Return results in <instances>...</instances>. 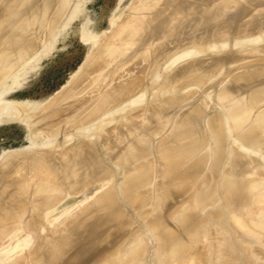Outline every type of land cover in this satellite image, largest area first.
Instances as JSON below:
<instances>
[{"label": "bare ground", "instance_id": "1", "mask_svg": "<svg viewBox=\"0 0 264 264\" xmlns=\"http://www.w3.org/2000/svg\"><path fill=\"white\" fill-rule=\"evenodd\" d=\"M82 2L0 0V123L42 146L0 155V264L261 259L264 0L127 1L106 30L84 25L69 96L7 98Z\"/></svg>", "mask_w": 264, "mask_h": 264}, {"label": "rangeland", "instance_id": "2", "mask_svg": "<svg viewBox=\"0 0 264 264\" xmlns=\"http://www.w3.org/2000/svg\"><path fill=\"white\" fill-rule=\"evenodd\" d=\"M127 1L131 2V0H83L84 3L82 2V4L84 5H82L83 6L82 10H80V13L77 15V17L71 20L70 24L67 26L65 31L58 37L54 50H52L48 55L44 56L41 59L37 71L35 72V74H32L30 76L29 83L22 89L20 88L18 90H14L13 92L8 93L6 97L9 98L10 100L16 99L15 101H18V100L24 101L28 99H31L32 101H35V102L42 101L41 103L43 104L40 103L35 108L44 109V107H46L47 104H48L47 106H49L51 103H53V101L55 102V100H57L58 97L63 96V93L66 92L63 97H65V95L69 96V90H70L69 86L72 85L73 83L72 81H74V79L76 78V77L74 78L73 75L77 76L76 74L81 68V66H84L83 64H85L84 62L87 56L89 42H85V40L82 37L84 25L87 28L89 27L93 33H100L101 31L106 30L109 26L108 24H109L112 11H114L118 6L122 8L128 5L129 2ZM247 37L248 36H246V38ZM221 81L222 83L224 82L223 80ZM219 82H217L214 85L216 88L217 86H219V88L222 87L223 84H219ZM214 86L212 87L214 88ZM215 90H218V88ZM212 95L209 98L211 97L213 98L214 96ZM202 96H204V94ZM209 98L207 99L208 101H209ZM211 99L210 101H212ZM260 108L264 109L262 105ZM7 117L8 118L10 117L11 120L8 119ZM12 117L13 116H9V115H7L6 117L4 116L2 119V121L4 122L0 123V155L5 156L7 153H10V152H26L27 150L31 151L30 150L31 148L36 150L35 147L37 149H39L38 147L42 148V146H39L38 144L36 145V144H33L32 142L30 143L31 139L27 132L26 124L22 123L19 120L12 121L13 119H15ZM8 120L10 121L7 122ZM87 120L90 121V119H87ZM83 121L85 120H82V122ZM82 122L80 121L79 125H82L83 123H85V122L83 123ZM85 124L83 125L87 126ZM87 124L90 125L91 123L89 122ZM41 131H43V128L41 129ZM48 131L49 130H47V132ZM70 131L72 133L74 129L72 127L70 128V126L68 127V125L66 128H64V132L58 131L54 135L52 134V132L51 133L49 132L50 133L49 134V133H46V130H44L45 134L48 137H50L51 139H52V136L56 138V142L58 141L61 142L62 140H64L65 132L70 133ZM72 140L73 138H71L69 142H71ZM259 247L258 248L256 247L255 251H257L258 255L261 253L260 254L262 255L261 259L258 260V258H255V256H254L255 259L252 258V255L250 256L249 252L248 253H249V256L251 257V260L250 258H248L249 256H246L247 257L246 259L244 255H248V254L246 253V251L244 253L241 252L243 251L241 249L240 253L241 254L243 253L242 254L243 257L242 255H240V253H238L239 255L238 259L240 260V262L244 264H249V263L252 264V262H254L253 264H264V257H263L264 252H262L264 251L263 249L264 247L263 248H259ZM248 260H250V262L247 263ZM260 260L261 261L263 260V262H261Z\"/></svg>", "mask_w": 264, "mask_h": 264}]
</instances>
